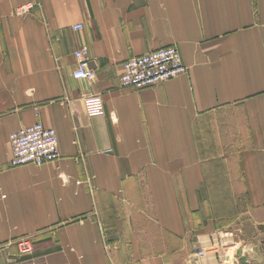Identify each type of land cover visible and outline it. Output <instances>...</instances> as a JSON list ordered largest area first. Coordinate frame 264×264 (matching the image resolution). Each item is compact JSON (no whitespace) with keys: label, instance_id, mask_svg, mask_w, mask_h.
Wrapping results in <instances>:
<instances>
[{"label":"crops","instance_id":"obj_1","mask_svg":"<svg viewBox=\"0 0 264 264\" xmlns=\"http://www.w3.org/2000/svg\"><path fill=\"white\" fill-rule=\"evenodd\" d=\"M170 45L185 73L121 86ZM85 46L95 80L74 77ZM37 121L59 158L12 166L10 134ZM236 191L249 216L224 231L204 207ZM24 237L45 264H264V0H0V264L24 263Z\"/></svg>","mask_w":264,"mask_h":264},{"label":"built area","instance_id":"obj_2","mask_svg":"<svg viewBox=\"0 0 264 264\" xmlns=\"http://www.w3.org/2000/svg\"><path fill=\"white\" fill-rule=\"evenodd\" d=\"M36 5L32 2L22 4L16 8V14L24 16ZM77 28H83V26L80 25ZM75 57L78 61V68L74 72V77L95 80L96 71L89 66L88 47L77 50ZM186 71L187 66L180 49L176 45H170L126 60L122 64L120 84L125 88L142 89L170 80ZM85 104L90 115L104 112V102L99 96H87ZM10 144L12 166L40 165L53 162L60 156L56 129L46 126L41 121L14 130L10 134ZM18 245L24 256L33 251L32 238L24 237L19 240ZM209 254V249H199L196 260H193L194 264H202V258Z\"/></svg>","mask_w":264,"mask_h":264},{"label":"rangeland","instance_id":"obj_3","mask_svg":"<svg viewBox=\"0 0 264 264\" xmlns=\"http://www.w3.org/2000/svg\"><path fill=\"white\" fill-rule=\"evenodd\" d=\"M213 169H218L217 166H214ZM216 181L220 180V178L217 175L212 176ZM217 193V192H216ZM234 193V202L231 204V206H222L219 207V209L215 206H208L204 207V210L206 211L207 215H210L213 213V211L219 212L217 214V218H219V223L220 225H225L224 228H222L224 231H229L232 228L229 227L234 225L233 223L240 222V220L245 219V217L249 216L248 210V201L247 198L244 196L245 192L244 191H236ZM219 201H215V204H218ZM217 209V210H216ZM33 240V251L32 253L26 254V256L21 254V258L24 260L23 264H45V259L36 255V248H35V240ZM20 250V248H19Z\"/></svg>","mask_w":264,"mask_h":264},{"label":"water","instance_id":"obj_4","mask_svg":"<svg viewBox=\"0 0 264 264\" xmlns=\"http://www.w3.org/2000/svg\"><path fill=\"white\" fill-rule=\"evenodd\" d=\"M241 260H242V262H244V264H246V256H242Z\"/></svg>","mask_w":264,"mask_h":264}]
</instances>
